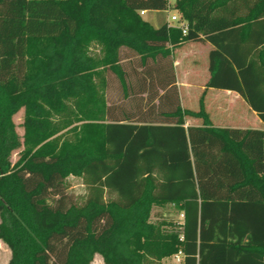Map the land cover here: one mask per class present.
<instances>
[{
	"label": "trees",
	"instance_id": "obj_1",
	"mask_svg": "<svg viewBox=\"0 0 264 264\" xmlns=\"http://www.w3.org/2000/svg\"><path fill=\"white\" fill-rule=\"evenodd\" d=\"M170 5L186 34L142 18ZM186 41L214 45L207 88L240 93L264 123V0H0L7 264H92L96 254L163 264L178 253L182 264H264V131L215 126L204 94L198 111L183 107L174 51ZM71 177L87 187L81 203L68 196ZM169 204L183 221H153Z\"/></svg>",
	"mask_w": 264,
	"mask_h": 264
},
{
	"label": "crops",
	"instance_id": "obj_2",
	"mask_svg": "<svg viewBox=\"0 0 264 264\" xmlns=\"http://www.w3.org/2000/svg\"><path fill=\"white\" fill-rule=\"evenodd\" d=\"M214 49V45L208 41H186L175 49L174 65L183 107L185 106L184 98L194 94L199 97L200 108V98L204 94L206 111L215 126L264 131V123L240 93L229 89L207 88V83L211 77L210 55ZM186 64L188 67H185ZM184 90L188 92L185 97ZM195 120L197 121L195 126H200L201 120ZM222 191L226 193L228 188L224 187ZM0 245L6 244L0 241Z\"/></svg>",
	"mask_w": 264,
	"mask_h": 264
},
{
	"label": "rangeland",
	"instance_id": "obj_3",
	"mask_svg": "<svg viewBox=\"0 0 264 264\" xmlns=\"http://www.w3.org/2000/svg\"><path fill=\"white\" fill-rule=\"evenodd\" d=\"M173 5H170L167 10H151L146 11L142 14V18L148 22H150L154 27H160L164 25L165 23L173 24L171 20L172 14H174V9L172 7ZM137 63L136 59L131 58L130 59H124L123 64L124 67L127 70H131V64L135 65ZM185 67H188L187 64ZM182 73V72H181ZM108 79H109V85L107 88V98L108 100L113 104H121L122 95L120 94V85L117 80V78L112 75L111 73H108ZM188 94L186 90H184V97ZM118 104V105H119ZM184 107L190 108L192 110H198L199 109V97L196 95H192L190 97L184 98ZM25 117V110L21 109L15 116L14 120L17 125V130L20 135H23L25 130L23 126ZM188 126L189 125H195L196 120L192 117H188ZM201 122V121H200ZM21 149L15 151L12 156V162L14 163L19 158V153ZM68 196L75 202L81 203L85 200V197L87 195V187L83 183V180L81 178H75L71 177L69 180V188L67 190ZM167 217L172 218L176 222H182L184 219L183 213L181 210L172 205L169 204L165 207L156 206L153 211L152 220L156 221L160 217ZM11 258V251L7 247V245H0V264H7ZM92 264H106L104 262L103 257L100 254H96L95 258L92 262ZM163 264H182V261H178L175 256H171L169 258H166L163 261Z\"/></svg>",
	"mask_w": 264,
	"mask_h": 264
},
{
	"label": "built area",
	"instance_id": "obj_4",
	"mask_svg": "<svg viewBox=\"0 0 264 264\" xmlns=\"http://www.w3.org/2000/svg\"><path fill=\"white\" fill-rule=\"evenodd\" d=\"M170 4L175 3L177 0H168ZM144 12H142L143 14ZM171 20L173 24H177L178 26H180V28L182 29L183 33L186 34L187 33V29H188V24L187 22L181 20L179 14L177 12H175L174 14H172L171 16ZM176 259L178 261H182V254L178 253L175 255Z\"/></svg>",
	"mask_w": 264,
	"mask_h": 264
}]
</instances>
